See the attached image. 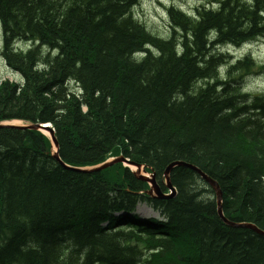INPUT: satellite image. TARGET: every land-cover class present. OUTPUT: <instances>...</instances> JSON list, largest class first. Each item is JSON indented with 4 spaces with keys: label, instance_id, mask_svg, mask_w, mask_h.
Listing matches in <instances>:
<instances>
[{
    "label": "trees",
    "instance_id": "trees-1",
    "mask_svg": "<svg viewBox=\"0 0 264 264\" xmlns=\"http://www.w3.org/2000/svg\"><path fill=\"white\" fill-rule=\"evenodd\" d=\"M140 1L0 0V53L19 76L0 82V123L50 124L68 167L123 154L164 192L171 162L193 165L225 218L264 231V94L245 89L264 65L228 53L264 38V0L170 7L169 39L134 21ZM51 147L0 128V264H264V235L221 221L191 168L158 200L131 168L69 171ZM143 202L160 218L141 220Z\"/></svg>",
    "mask_w": 264,
    "mask_h": 264
},
{
    "label": "rangeland",
    "instance_id": "rangeland-1",
    "mask_svg": "<svg viewBox=\"0 0 264 264\" xmlns=\"http://www.w3.org/2000/svg\"><path fill=\"white\" fill-rule=\"evenodd\" d=\"M207 0H144L135 5L132 9V14L134 21H137L143 24L146 29L150 30L153 34L160 37L168 38L170 36V24L168 18V8L174 5L176 8H179L189 13H196L195 7L200 5H205ZM3 31L0 24V52L3 46ZM223 50L222 47H220ZM229 49V48H228ZM230 49H236L231 47ZM230 49L228 53L230 54ZM248 53L251 54L253 60L264 65V38L255 42L250 47H245L231 52L233 58L243 59ZM233 54V55H232ZM18 74L11 71L10 68L4 63L2 53H0V82L4 79H9L11 81H18ZM245 89L250 93H260L264 91V74L258 73L255 76L250 77L247 80ZM20 124V123H19ZM49 138V135H46ZM112 160V159H111ZM101 164V163H99ZM98 165V164H97ZM149 186V185H148ZM169 191V188H168ZM138 213L140 216H145V218H158V214L152 212L150 206L143 202L138 206Z\"/></svg>",
    "mask_w": 264,
    "mask_h": 264
},
{
    "label": "bare ground",
    "instance_id": "bare-ground-1",
    "mask_svg": "<svg viewBox=\"0 0 264 264\" xmlns=\"http://www.w3.org/2000/svg\"><path fill=\"white\" fill-rule=\"evenodd\" d=\"M182 12H185L186 14H187V12L188 11H182ZM247 47H249V46H247ZM245 48V47H244ZM224 49V48H223ZM234 51H236L235 49H230V55H231V52L233 53ZM233 55V54H232ZM233 57H234V55H233ZM234 59H236V58H234ZM225 68V67H224ZM224 68H221V70H223ZM256 74H258V73H256ZM255 74V75H256ZM250 79V78H249ZM249 92V91H248ZM250 93V92H249ZM260 93H262V94H264V91L263 92H260ZM254 94V93H253ZM18 126H25V127H28V126H34V127H36L37 129L35 130V131H38V132H40V133H42L41 132V130H40V128L43 126L42 124H33V125H25V124H23L22 122H15ZM20 123V124H19ZM45 125H47V126H49L51 129H52V133L51 134H48L49 132L48 131H46L45 130V132L44 133H42V134H44V135H49V139H50V145H52V147H51V157H53L55 160H56V162H58V163H60V165L63 167V168H65V169H67V170H72V171H74V172H78V173H82V172H85V170L86 169H82L81 171H79V170H77V169H74V168H72V167H68L63 161H62V159H61V157H59V147H60V145H58V141L56 140V134L54 133V130H53V128H52V126L50 125V124H45ZM21 129H23V128H21ZM20 129V130H21ZM23 130H29V128H25V129H23ZM31 130V129H30ZM114 162V159H112V160H110V159H108L105 163H103V164H105L104 166H103V168L106 166V169H108V168H111V167H114L115 165H118V164H122L121 162H117V163H113ZM102 165V164H101ZM123 166H126V167H128V168H131L129 165H127V164H122ZM179 166H183V167H187L188 169L189 168H191L192 170H194L196 173H197V175H199L200 176V178H202V180H204L205 181V183L214 191V193H215V198H216V200H217V206H218V216H219V218L221 219V221H223L226 225H229L230 227H232L233 225H235V227L234 228H239V227H242V228H247V229H252V230H254V231H256L257 233H259V234H261V235H264V231H259L254 225H252V224H250L251 226H253V227H248V226H250L249 224H244V223H240V224H235V223H233V222H231V221H229L227 218H225V216H224V212H223V209H222V201H223V197H222V192H221V188H220V186L218 185V183L213 179H211L207 174H205V173H203L202 171H200L198 168H196L195 166H193V165H188V164H186V163H183V162H181V161H177V162H171L169 165H168V167L165 169V173H164V176H165V178H164V182L167 180V178L170 176V174L172 173V171L175 169V168H177V167H179ZM106 169H104V170H106ZM132 169V168H131ZM136 168H133L132 169V171L133 170H135ZM134 172V171H133ZM143 173L144 172H142L141 174H140V176H138V174H134L135 175V177H137V179L139 180V181H143V182H145V183H147L148 185H149V188H148V190H146V191H144L143 192V195H145V196H147V197H151L150 195H148L147 194V191H154V190H157V192H154V193H152L153 195L154 194H157V195H154L153 196V198L152 199H158V200H162V198L163 197H165V196H163L162 198H160L159 197V195H158V186L157 185H155V184H152L151 182H149L153 177H146V176H143ZM176 195V194H175ZM163 200H165V199H163ZM139 209V208H138ZM222 209V215L220 216L219 214H220V210ZM153 212V211H152ZM155 213V212H154ZM135 214H137L139 217H140V219L141 220H146V219H149V218H145V216H140V214L138 213V210H137V212L135 213ZM158 214V213H157ZM134 216V215H133ZM136 216V215H135ZM158 216H159V214H158ZM158 218H160V217H158ZM128 223V222H127ZM153 223V222H152ZM126 228V227H125ZM135 229H136V227H135ZM125 230V229H124ZM137 239V238H136ZM47 242V241H46ZM11 250V249H10ZM147 250V249H146Z\"/></svg>",
    "mask_w": 264,
    "mask_h": 264
},
{
    "label": "water",
    "instance_id": "water-1",
    "mask_svg": "<svg viewBox=\"0 0 264 264\" xmlns=\"http://www.w3.org/2000/svg\"><path fill=\"white\" fill-rule=\"evenodd\" d=\"M3 127H5V128H16V129H21V128H23V129H25V128H29V129H31V130H36L37 128L36 127H32V126H28V127H25V126H18L17 124H15V123H12V122H9V123H0V128H3ZM40 130H41V132L42 133H44L45 132V130L46 131H48L49 133L48 134H51L52 133V129L49 127V126H47V125H43L41 128H40ZM117 162H121V163H125V164H127V165H131V166H135L137 169H138V172H135L134 174H138V176L140 175V171H141V169H145V166H142V165H137L136 163H134V162H132L130 159H128V158H126L123 154H121L120 156H118L116 159H114V162L113 163H117ZM105 164H99V165H94V167H92V168H89V167H84V168H76V167H72V166H70V167H72V168H74V169H77V170H79V171H81L82 169H86L85 170V172H88V173H95V172H102V171H104V169H106V166L103 168V166H104ZM153 178L149 181V182H151L152 184H155V185H157V183H156V179H155V176H152ZM167 182H168V184H167V187L168 188H171V189H173L172 188V185H171V182H170V176L167 178ZM158 186V185H157ZM158 188H159V186H158ZM154 192H157V190H154V191H147V194L148 195H150V196H154V195H157V194H152V193H154ZM158 195H159V197L160 198H162L163 196H165V197H163L162 199H166V198H170V197H172L173 195H175V192L173 193V195H165L163 192H162V190H161V188H159L158 189ZM223 213H222V209L220 210V216L222 215ZM249 228L250 227H253V226H248Z\"/></svg>",
    "mask_w": 264,
    "mask_h": 264
}]
</instances>
